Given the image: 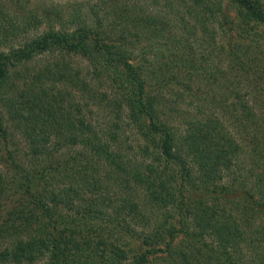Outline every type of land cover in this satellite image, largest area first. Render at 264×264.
<instances>
[{"label":"trees","instance_id":"1","mask_svg":"<svg viewBox=\"0 0 264 264\" xmlns=\"http://www.w3.org/2000/svg\"><path fill=\"white\" fill-rule=\"evenodd\" d=\"M145 3L0 5V142L24 143L2 156L0 264H264V0ZM94 220L134 249L80 233Z\"/></svg>","mask_w":264,"mask_h":264},{"label":"rangeland","instance_id":"2","mask_svg":"<svg viewBox=\"0 0 264 264\" xmlns=\"http://www.w3.org/2000/svg\"><path fill=\"white\" fill-rule=\"evenodd\" d=\"M12 1L13 0H0V5L1 6L2 5H9L12 3ZM29 1H30V4H29ZM88 1L89 0H14V3H16L15 10L18 12H20L24 8H26L28 10L30 5H31L30 8L34 7V8L41 9L47 3H52L54 6H56L57 9H59L61 11H63L64 9L68 10V9L75 7L76 10H78V12L81 15H84L86 13V6H84V5H86ZM92 1H94V0H92ZM139 1H141L142 2L141 5H143L146 0H139ZM210 2L212 4H215V0H210ZM144 5H146V3ZM9 9L13 13L16 12L13 8H8L6 10V12H8ZM143 10H146V9H143ZM142 14H144V13L142 12ZM100 15H103V10L101 11ZM232 17H234V19H235L236 15L232 14ZM238 19H240V18H238ZM238 19H236L237 22L239 21ZM141 29L142 28L139 26H135V25L129 26V30L133 33L132 35L136 36V34H137V36H139L138 39L136 37L133 38L134 39L133 40V46H135V49L138 51L135 53H139L140 51H142V50H140V48L147 47L148 53L146 55V59L150 63L158 62L159 64H162L160 62V60L158 59V57L156 56L157 50L155 51V46L152 44V40L150 39V37H152L151 34L149 33V35H146L147 33ZM221 37L226 44V41H227L226 34L222 33ZM202 38H203V41L205 42V45H204L205 50H203L205 53L204 60L209 61L210 57L212 60H214L216 58V65H215L216 67H219L218 65H221L223 62L227 61L226 55H224V54L223 55L217 54L216 55L217 57H216L215 53L213 51L212 52L210 51L211 48L209 46H207V41H208L207 37L203 36V37H201V40H202ZM198 40H199V38H198ZM177 46L178 45H172V48H173L172 52L177 50ZM203 51H201V52H203ZM169 56H171V54L169 53V51L165 50L164 51V57L166 59L165 61L167 62V64H169L170 71H171L172 75H174L176 77V79L178 78L179 81H181L180 83H182V84L185 83V81H189L186 79L191 78L192 74L189 72L187 73L188 70H187V67L185 65V62L179 61V60L171 61L172 59L169 58ZM208 56H209V58H208ZM162 65H164V63ZM209 65H211V62L209 63ZM210 68L212 69V67H210ZM210 71H213V70H210ZM212 84L214 87L213 90H211L212 89L211 87H207L206 90H203V91L210 92L211 94H213L215 91V93L218 95H220V94L224 95V93L227 92V81H223L220 83L219 86H216L215 82L212 79ZM179 88H181V87H179ZM195 88L196 87L193 86V89H192L193 92L195 91ZM203 99H205L204 96H203ZM196 105L197 104L195 103L194 105H192L188 108L189 116L196 117L199 114V110H198L199 108H198V106L196 107ZM198 105L201 106V104H198ZM254 105H255V103H254ZM186 107H184V110L187 109ZM219 109H221V106L218 108L217 106L214 105V106L203 107L202 111L203 112L212 111V113L215 112L214 114H216L218 116H223V114L221 115V111ZM190 118H192V117H190ZM224 121L227 125V115L224 116ZM127 136L129 138V144L130 145H132L133 143L138 144L137 137L134 136L132 133L128 134ZM240 139L243 140L244 138L240 135ZM13 145H17V147H19V149H21V150L24 148V143L19 137H17L16 141L14 140L13 143L10 141V145L8 147H4L3 142L2 141L0 142V168L2 169V171H4V169H5L4 167L6 166L5 162H3L2 156L7 157L8 156L7 150H12L14 148ZM77 153H80V151L77 150ZM249 153H252V150H250ZM15 154H18V153H15ZM130 155H131V153H130ZM251 161L250 160L248 161V165H247L248 167H250L249 165L251 164ZM260 166H261V168L264 169V162H261ZM258 172H260V171H258ZM102 175H104V172H102ZM102 175H100L101 178H103ZM64 177H65L64 175H60L58 177H55V178L49 180L48 183L52 184L51 188H55V187L61 188V185H58L56 181H62L64 179ZM67 186H68V184H67ZM58 190H61V189H58ZM80 233L85 234V237H87L88 239H92L94 242L99 240V239H105V241H108L110 243L115 242L117 245H123L125 247V249H128V248L134 249V247H135V244L133 242H130V240H128L127 238L125 239L120 228L115 227L114 225H112V224H110L104 220H94V221L90 222L88 225L87 231L80 232ZM81 235L82 234L79 235V233H77V234H75V237L80 240Z\"/></svg>","mask_w":264,"mask_h":264}]
</instances>
